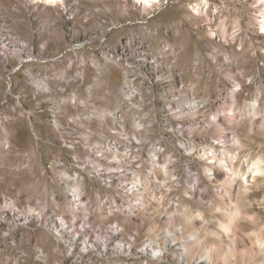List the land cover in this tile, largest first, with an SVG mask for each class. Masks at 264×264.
Masks as SVG:
<instances>
[{
	"label": "rangeland",
	"instance_id": "374dc122",
	"mask_svg": "<svg viewBox=\"0 0 264 264\" xmlns=\"http://www.w3.org/2000/svg\"><path fill=\"white\" fill-rule=\"evenodd\" d=\"M0 264H264V0H0Z\"/></svg>",
	"mask_w": 264,
	"mask_h": 264
},
{
	"label": "bare ground",
	"instance_id": "6f19581e",
	"mask_svg": "<svg viewBox=\"0 0 264 264\" xmlns=\"http://www.w3.org/2000/svg\"><path fill=\"white\" fill-rule=\"evenodd\" d=\"M53 1H55V0H53ZM137 1H139L141 4H144V5H146L147 7L148 6H153V5H155L156 3H158L160 0H137ZM197 10H198V8H197ZM158 40H159V37H157V34L154 36V42L152 43V44H154L156 47H159L158 45H159V42H158ZM5 46L7 45V43L6 44H4ZM176 45V44H175ZM174 47V46H173ZM173 47H171L170 49H169V53H170V55H174L175 57H177L178 58V62H182V64L185 66V67H189V65L191 64V59L189 58V52L191 51L190 50V48H188V46L186 45V44H180V46H178V47H176V48H173ZM232 47V46H231ZM191 48H192V46H191ZM68 52V51H67ZM70 52V51H69ZM80 52V51H79ZM178 53V54H177ZM243 53H245V52H243ZM176 59V58H175ZM113 146V145H112ZM239 211V210H238ZM236 212H237V210H236ZM236 215H237V213H236ZM230 227V226H229ZM160 250V249H159ZM154 253H158V251L156 250V251H154ZM161 254H163V253H161ZM153 255V254H152ZM186 255V254H185ZM158 257V256H157ZM207 258H208V260H207V262H211L212 261V258H211V254H210V252H208L207 253ZM188 260V259H187Z\"/></svg>",
	"mask_w": 264,
	"mask_h": 264
}]
</instances>
